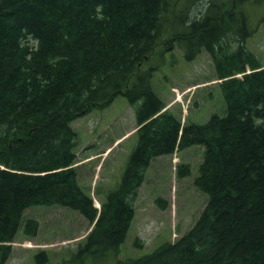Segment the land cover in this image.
<instances>
[{"label":"trees","instance_id":"obj_1","mask_svg":"<svg viewBox=\"0 0 264 264\" xmlns=\"http://www.w3.org/2000/svg\"><path fill=\"white\" fill-rule=\"evenodd\" d=\"M199 1L0 0V264L34 205L76 210L92 224L64 264H264V65L244 43L249 0H208L192 17ZM162 37L163 50L174 44L187 60L209 54L223 115L186 123L164 109L150 64ZM118 95L134 108L137 139L97 208L78 183L71 122ZM193 145L203 146V210L174 242L121 257L150 161ZM37 226L26 219L23 233ZM34 259L50 264L43 251Z\"/></svg>","mask_w":264,"mask_h":264},{"label":"rangeland","instance_id":"obj_2","mask_svg":"<svg viewBox=\"0 0 264 264\" xmlns=\"http://www.w3.org/2000/svg\"><path fill=\"white\" fill-rule=\"evenodd\" d=\"M207 3L208 0L197 2L190 15L198 17ZM244 11L251 31L244 43L264 65V21H261L264 0H249ZM165 45L162 37L150 64H158L152 86L166 108L186 123H204L213 113L223 115L225 104L209 54L201 51L187 60L177 46L173 44L171 50H163ZM71 127L76 132L74 165L78 183L99 208L105 196L117 187L136 144L134 108L118 95L107 106L94 108L72 120ZM202 161V145L156 156L150 161L132 202L134 215L121 257L140 256L157 245L172 243L193 225L207 202V194L196 182ZM29 218L38 222L33 236L24 234L22 229ZM22 224L11 242L12 251L6 264H37L34 255L39 251H43L50 264H64L92 227L79 212L59 205L26 208ZM111 262L107 257L89 258L87 264Z\"/></svg>","mask_w":264,"mask_h":264}]
</instances>
